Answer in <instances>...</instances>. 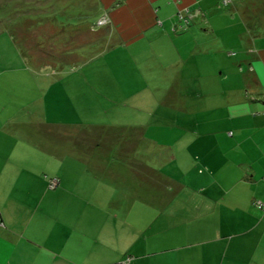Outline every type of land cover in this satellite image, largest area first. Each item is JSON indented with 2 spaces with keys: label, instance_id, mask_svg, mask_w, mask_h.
Masks as SVG:
<instances>
[{
  "label": "crops",
  "instance_id": "crops-1",
  "mask_svg": "<svg viewBox=\"0 0 264 264\" xmlns=\"http://www.w3.org/2000/svg\"><path fill=\"white\" fill-rule=\"evenodd\" d=\"M228 1L235 13L254 11L251 5L260 4ZM94 2L97 20L105 14L111 19L96 30L105 32L100 43L107 52L121 50L126 58L151 65L145 69L147 87L167 78L170 68L163 61L168 54L180 57L174 34L192 31L186 40L192 57L200 43L214 40L205 36L217 30L207 20L214 0ZM181 11L188 12V22L176 29ZM5 25L0 22V264H119L126 259L129 264H264V111L235 125V134L196 130L175 147L143 134V144L160 158L154 161L157 166L141 163L132 182L122 177L134 169L124 167L119 177L112 165L116 159L103 172L81 150L70 152L64 142L38 133L39 128L51 133L56 128H142L87 121L96 96L81 101L86 90L75 88L79 80L68 72L49 77L43 95L38 74L29 67L38 65L32 48L22 51L21 40L12 38ZM263 54L264 45L254 52L261 71ZM185 60L172 67H186ZM178 82L180 78L172 80ZM208 112L195 108L191 115L195 119ZM39 156L46 157L47 165L53 163L40 169ZM52 179L58 180L54 189L49 187Z\"/></svg>",
  "mask_w": 264,
  "mask_h": 264
},
{
  "label": "rangeland",
  "instance_id": "rangeland-1",
  "mask_svg": "<svg viewBox=\"0 0 264 264\" xmlns=\"http://www.w3.org/2000/svg\"><path fill=\"white\" fill-rule=\"evenodd\" d=\"M229 3L228 0H214L213 11L207 14V20L210 19L217 30L205 36L214 40L209 44L200 43L199 51H193L192 57L189 46H186L192 31L172 34L179 38L175 44L180 47V57L168 54L163 61L170 68L167 78H160L161 84L147 87L143 80H148L145 69L151 65L136 60L134 56L126 58L121 50L107 52L105 43H100L99 38L105 32L96 30L109 25L111 19L105 14L97 20L100 13L94 6V0H0V22L6 23L12 38L21 40L22 51L32 48L30 52L37 58V67H29L38 74L43 95L46 94L49 77L58 79L68 72V76H76L79 80L75 88L86 90L81 93V101L83 96H96L94 105L97 109L88 111L87 121L130 122L142 128L140 131L108 127L86 131L56 128L53 133L39 128L38 133L48 139L54 137L56 142H64V149L70 152L81 150L91 166H102L103 172L107 164L116 159L112 165L119 169V177L124 167L130 171L134 169L126 173V178L122 177L132 182L137 181L134 172L140 170L139 166H157L154 161L160 158L157 150L143 144V134L145 138L149 136L158 140L161 137L173 147L184 145L185 140L181 139L190 138L196 130L200 134L224 130L226 134H235V125L251 121L250 115L264 111V71H261L254 55L264 45V0L258 3L259 8L251 5L254 11L249 8L239 13L231 12ZM187 15V11L178 13L176 29L181 28L188 19ZM197 16H189V20ZM219 16L222 21L218 20ZM199 32L202 36L203 32ZM185 58L186 67H172L176 61ZM179 62L178 65L182 63ZM175 77L181 79L177 85L172 83ZM195 108L201 111L209 109L210 113L200 114L194 119L191 110ZM207 120L215 125L207 124ZM198 122L206 124L195 128ZM114 132L118 134L113 136ZM117 150H133L136 154L125 156L121 152L117 154ZM147 150L153 153H144ZM44 156H39L40 169L49 168L53 163L51 160L47 165ZM69 161L68 158L61 163V168Z\"/></svg>",
  "mask_w": 264,
  "mask_h": 264
},
{
  "label": "built area",
  "instance_id": "built-area-1",
  "mask_svg": "<svg viewBox=\"0 0 264 264\" xmlns=\"http://www.w3.org/2000/svg\"><path fill=\"white\" fill-rule=\"evenodd\" d=\"M187 22H188V19H186V21L184 23L186 24ZM100 23H102V22H98V24H100ZM49 182H50V184H49L50 189L56 188V186L58 184V180L57 179H52ZM119 264H128V260H126V261L124 260V261L120 262Z\"/></svg>",
  "mask_w": 264,
  "mask_h": 264
},
{
  "label": "trees",
  "instance_id": "trees-1",
  "mask_svg": "<svg viewBox=\"0 0 264 264\" xmlns=\"http://www.w3.org/2000/svg\"><path fill=\"white\" fill-rule=\"evenodd\" d=\"M86 130H87V129H85L84 131H86ZM261 209H264V207L262 206V208H261ZM126 260H127V259H126ZM126 260H125V261H126ZM128 264H129V260H128Z\"/></svg>",
  "mask_w": 264,
  "mask_h": 264
}]
</instances>
